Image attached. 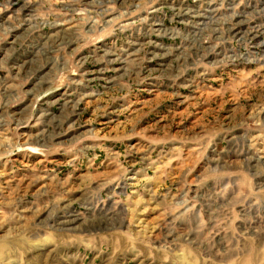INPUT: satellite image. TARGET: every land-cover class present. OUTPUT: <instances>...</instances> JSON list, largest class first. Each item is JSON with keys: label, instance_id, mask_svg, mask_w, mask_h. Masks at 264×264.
<instances>
[{"label": "rangeland", "instance_id": "1", "mask_svg": "<svg viewBox=\"0 0 264 264\" xmlns=\"http://www.w3.org/2000/svg\"><path fill=\"white\" fill-rule=\"evenodd\" d=\"M23 1L0 0V264H264V26Z\"/></svg>", "mask_w": 264, "mask_h": 264}, {"label": "bare ground", "instance_id": "2", "mask_svg": "<svg viewBox=\"0 0 264 264\" xmlns=\"http://www.w3.org/2000/svg\"><path fill=\"white\" fill-rule=\"evenodd\" d=\"M200 4L203 5V8L202 9H199V8L189 9V8H186V7H183V6L180 9H177V8L175 9L176 10L175 12H178V13H175V14H177L178 16H180L181 19H183V17L184 18H187V19H184V20L185 21L188 20V25L190 27H193V28L196 29V31L194 33H192L194 38H196V36H194V34L196 32L197 33L198 32H201V31H199L200 30V27L205 26V25H208V23L206 24V22H205V19L207 17V16L205 17V15L206 14H214V12H217L219 10V8H217L218 6H217L216 2L213 1V0H206L205 2H201V1L197 2V6L198 7H199ZM246 6L247 7H245V9H242L239 12H234V9L235 8H234L233 5L224 6L223 8L226 9L228 12L231 11V13L227 17L228 19H226V20L232 23V32H233V35H235V36H237V35H240V36L243 35V37H240V38H242L244 40L247 39V41H254L258 37L256 35V25L257 24H262L264 26V0H261L259 3L258 2L246 3ZM192 10H197L195 12H203L204 11L205 13H196V15L194 17L193 16L190 17V13L189 12L190 11L192 12ZM107 16H109V15H107ZM253 18H254V20H253ZM193 20H195V21H193ZM208 20H209V18L207 19V21ZM148 21L151 22V24H150V27H151V36H153L154 34H157V37H161V33H165L166 34V33L169 32L168 30H166L164 28L165 27V20L162 21V20H159V17L150 16L148 18ZM108 22H106V23H108ZM126 26L127 25H122L123 28L126 27ZM258 27H260V25ZM204 28H202V31L204 30ZM227 28H229V27H227ZM259 30H261V29H259ZM259 30H258V32H259ZM229 33H231L230 30H229ZM260 37L264 40V34H261ZM143 41L144 40H139V39L134 40L129 45L125 46L122 50H115V49H112V48H107V52H110L112 54L110 56L109 60H108V64L112 67L113 65H111V64L117 63V60H113L112 59L113 56L116 59H118V60H123V61H121L122 62L121 63L122 65L126 64L124 61H128L130 57H138L139 54H141L142 51H143L142 50V42ZM216 54H217L216 57H223L224 56L222 54V52H220V51L218 53H216ZM204 57H206V56H204ZM216 62H219V61H216ZM253 63L254 62H252V64ZM138 224H140V223L138 222ZM63 225H67V223L63 222ZM67 226H69V225H67Z\"/></svg>", "mask_w": 264, "mask_h": 264}, {"label": "built area", "instance_id": "3", "mask_svg": "<svg viewBox=\"0 0 264 264\" xmlns=\"http://www.w3.org/2000/svg\"><path fill=\"white\" fill-rule=\"evenodd\" d=\"M21 1L24 2L23 0ZM199 1L205 2L206 0H158V2L155 4L154 2L150 3V0H74L73 2L71 1L66 2V4L68 5L66 9L75 10V11H86V12H90V14L91 13L98 14L99 16H101L103 24H110L113 23L114 20H119L115 26H119V28H122L123 30L126 29V32H128L129 29L126 27L147 22L150 16L159 17V20L162 21L165 20L166 23L167 22L166 15L165 14L160 15L159 12L161 13L167 7H169L171 11H174V13L176 11L175 10L176 8L180 9L182 6L189 9H196V8L202 9L203 8L202 4H200L199 7L197 6V2ZM213 1H216V4H221L220 5L221 7L233 5L235 8L234 12H239L238 10L240 9V5H244L241 2V0H213ZM30 2H35V1H30ZM36 2L38 3V1ZM251 2H256V1L254 0L246 1V3H251ZM245 7H247L246 4L244 5V9ZM144 9H153L152 12L153 15L141 17L140 12H142ZM111 16H115V17L108 19ZM174 18L180 19V16L175 14ZM105 21H109V22L105 23ZM122 25H127V26L123 28ZM126 38H127L126 43L121 49L113 48V47L110 48L115 50H122L132 41L139 39V38H134L133 36L132 37L127 36Z\"/></svg>", "mask_w": 264, "mask_h": 264}]
</instances>
